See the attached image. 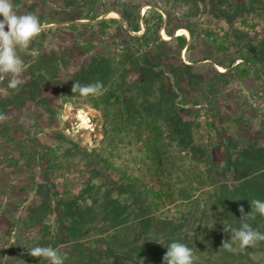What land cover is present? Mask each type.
Segmentation results:
<instances>
[{
	"label": "trees",
	"instance_id": "16d2710c",
	"mask_svg": "<svg viewBox=\"0 0 264 264\" xmlns=\"http://www.w3.org/2000/svg\"><path fill=\"white\" fill-rule=\"evenodd\" d=\"M78 1L66 0L69 7L77 5ZM15 3L19 4L18 1ZM19 5L15 8L18 14L32 13L42 23L46 21H44L46 15L48 23H57L61 20L58 12L52 11V7L47 5H43L41 9L37 2H33L27 10L20 9ZM119 12L128 27L124 25L122 18L113 19L118 21L114 32H111L108 18L98 19L99 14L90 15L86 11L64 12L67 21L71 22L70 27L77 29L78 34L84 36V39L70 44L71 47L66 48L65 54L61 56L56 48H51L46 53L39 52L29 64L30 78L17 89H10V96L0 99V112L5 113L10 106L24 103L28 96H31L33 103H37L38 107L44 108L53 103L52 98L42 95V84L55 81L59 75V66L69 63L68 57H72L76 51L87 54L89 58L80 62L72 78L63 82L62 92L67 97H79L91 103L103 112L111 127L119 129L121 133L135 139H142L148 135L147 142L154 144L150 155L152 163L147 167L149 179L147 176L133 178L125 173L118 189L115 190L118 196H114L115 192L109 184L104 186V191L97 185H87L77 195L65 190L56 204H53L52 199L60 194L61 187L51 180L46 187L43 186L44 192L43 190L39 192L40 206L23 214L25 222L30 225H42V239L48 246L59 249L61 246L65 247L61 249L67 253L65 264H139L141 260L143 264H163L162 257L167 251L165 245L173 241L184 243L193 250L194 264H261L260 260L252 258L250 252L260 247L264 248V242H259L255 248L250 247L239 253L227 252L221 248V244L224 239H230V234H226L219 227H224V220L233 227H239L240 206L243 205L248 212L251 211L250 199L264 200V135L261 137L258 133H251L249 135L252 136L241 140L226 136L228 130L236 133L242 125V120L223 121V116L218 111L214 112L212 120L208 121L214 132L202 133L200 114L197 115L193 123L196 145L199 148L208 146L212 151L210 153L212 157L205 160L211 172L209 180L213 179L210 181L211 184L218 183L219 177L225 175L231 168L234 169L238 181L231 184L220 183L217 191L211 194L214 213L217 215L215 218H207L206 221L199 220L196 217L201 205L198 197H193L192 192L187 194L186 190L174 188L170 173L176 162L167 149L168 142L165 143L167 113L176 115V108L180 107L178 102L180 95L175 92V88L180 84L178 81L186 77L187 86L195 84L193 72L196 67L193 64L182 63L177 72L170 68L173 64H161L162 60L173 55V52L166 50L162 44L168 45L176 40L178 44L183 45L186 43V37L177 35L172 41L161 40L157 31L154 38L148 18L145 19V31L141 35H134L132 31L137 33L142 29L140 21H135L124 11ZM159 19L162 20L161 15ZM172 19V15L169 14L167 28ZM185 27L191 36L195 35L190 24L186 23ZM50 29L46 28L33 39L30 44L31 50L40 46V42ZM107 38L110 39L109 43ZM130 40H140L141 43L137 45L134 42L135 46L133 44L129 46L127 42ZM65 41H68V38ZM99 47L105 48V52L97 51ZM261 50L260 66L245 57H242V61L235 66L234 59L223 65L233 70L239 78L250 74L252 69L264 79V47ZM131 73H135L134 79H130ZM218 74L225 78V82L230 81L226 72ZM75 81L81 84L101 81L104 85L103 94L87 98L73 94L72 85ZM217 83L216 86L220 84ZM51 112L53 119H56V111ZM19 128L20 124L17 122L4 124L1 128V137L8 144L23 147L29 159L25 160L21 148L17 147V157L5 160L12 166L17 164L31 166L32 161L39 160L44 154L41 148L38 150L36 138L29 139L27 146L22 144L24 141L17 140L14 134ZM132 139L134 138H130ZM62 140L58 146L62 149V154H58L57 149L50 148V155L47 156L53 162V170L63 166L61 157L67 159L79 155L88 161L91 168L95 167L93 177L99 176L104 170H109L111 164L108 163V158L96 152V149L90 151L84 149L81 152L66 135ZM196 154L199 161H204L199 152L195 151ZM228 164L231 166H226ZM199 170L191 177L190 191L198 188V181L203 184L208 181L209 175L200 168ZM112 172L108 171V177L114 176ZM6 177L3 173L0 176V193L9 189ZM151 184L154 186H150ZM178 197H181L183 202L186 201L187 207L183 214L179 218L162 217L159 213L161 206L166 200L176 202ZM88 199L92 200L91 204L87 202ZM148 200L152 204H149ZM47 215L56 217L55 231L45 223ZM263 219L264 217L257 216L252 221L253 226L259 229L261 227L259 223ZM209 229H214L215 233L202 237ZM45 243L39 239L31 247L45 246Z\"/></svg>",
	"mask_w": 264,
	"mask_h": 264
},
{
	"label": "rangeland",
	"instance_id": "374dc122",
	"mask_svg": "<svg viewBox=\"0 0 264 264\" xmlns=\"http://www.w3.org/2000/svg\"><path fill=\"white\" fill-rule=\"evenodd\" d=\"M16 1L20 5L16 4ZM33 2H37L41 9L43 5L52 7V11L58 12L61 20L57 23H48L46 15L43 24L46 26L45 29H51L40 42V46L32 50L29 46L25 52L20 53L24 62L21 77L24 82L30 78L29 64L39 52L46 53L49 49L56 48L61 56L65 54L66 48L71 47L70 44L84 39V36L78 34L77 29L70 27L71 22L67 21L64 12L86 11L90 15L99 14L98 19L108 18L111 32H114L118 21L113 19H121L119 11H124L141 23V31L131 32L134 35H141L145 31V19L148 18L154 38L157 31L161 40L172 41L177 35L186 37V43L183 45L178 44L175 39L168 45L162 44V47L172 51L173 55L162 60L161 64L171 63L173 66L170 68L177 72L182 63L193 64L196 67L193 72L195 84L187 86L186 77L178 81L180 84L175 88V92L180 95L178 100L180 107L176 108V115L167 113L165 143L168 142L167 149L176 162L171 169L170 177L176 190L183 189L187 194L192 192L193 197H198L201 205L196 217L199 220L215 218L217 213H214L211 194L217 191L222 182L231 184L238 181L234 169L231 168L225 175L219 177L218 183L211 184L210 181L213 179L209 180L211 172L205 160L212 157L210 154L212 151L208 146L197 147L193 123L200 114L201 132L213 133L214 130L208 125V121H211L212 114L218 111L223 116V121L242 120L240 129L236 133L228 130L226 136L241 140L252 136L249 135L251 133H258L261 137L264 135V79L252 69L250 74L239 78L233 70L223 65L234 59L235 66L242 61V57H245L260 66L261 49L264 47V0H83L70 7L66 0H12L14 9L19 5L22 10L24 8L27 10ZM169 14L173 19L167 28ZM160 15L162 20L159 19ZM122 20L128 27L126 21L123 18ZM186 23L192 26L194 36H191L185 27ZM42 37L43 35L40 38ZM66 38L68 41H65ZM109 42L110 39L107 38V43ZM134 42L137 45L141 43L140 40H130L127 44L135 46ZM99 50L105 52L106 49L99 47L97 51ZM204 57L207 60H199ZM87 58L89 55L76 51L72 57H68L69 63L59 66V75L55 81L42 84V95L52 98L53 103L44 108L38 107L37 103H33L31 96H28L24 103L10 106L4 113L7 116L6 121L0 122V176L2 173L7 176L9 188L8 191L0 193V264H47L40 258L29 256L25 251V247L33 246L36 240L40 239L44 243L46 241L42 239V225L28 224L23 214L40 206L39 192L51 180L61 187L60 194L52 199L53 204H56L65 190L77 195L87 185H97L104 191V186L109 184L115 192L114 196H118L115 190L118 189L125 173L133 178L142 176L148 178L147 167L152 163L150 155L151 148L154 147L153 143L147 142L148 135L142 139L125 135L119 129L111 127L103 112L91 103L83 98L67 97L62 92L63 82L70 80L80 62ZM220 72H226L230 81L225 82V78L218 74ZM135 76V73H131L130 79H134ZM7 82L6 76H0V99L11 94ZM216 82L220 84L217 83L216 86ZM51 110L56 111V119H53ZM80 110L89 117L90 127L80 126L78 116ZM16 122L20 124L19 130L14 134L17 140L24 141L22 144L27 146L29 139L36 138L38 150L41 148L44 154L39 160L32 159L34 161L31 166L27 164L12 166L5 160L17 157V147L21 148L24 159H29L23 147L13 146L2 140V126ZM65 135L72 139L74 146H78V151L96 149V152L102 153L111 164L109 170H104L99 176L93 177L95 167L91 168L81 155L67 159L61 157L63 166L53 170V162L48 159L50 148L57 149L58 154H62V149L58 146ZM195 151L199 152L204 161L197 159ZM199 168L209 175L208 181L204 184L198 181V188L190 191L191 177L200 171ZM108 171H113L115 177H108ZM180 198L178 197L174 203L166 200L160 208V215L164 218H179L187 207L186 201L183 202ZM144 201L147 202V199ZM87 202L91 204L92 200L88 199ZM148 203L152 204L150 200ZM44 221L52 231L56 230L57 219L54 215H47ZM259 224L261 225L259 230L264 232V219ZM214 233V229H209L202 237L212 236ZM44 245L48 246L47 243ZM64 248L61 246L62 250ZM250 254L264 264V248L260 247Z\"/></svg>",
	"mask_w": 264,
	"mask_h": 264
},
{
	"label": "clouds",
	"instance_id": "9594fccd",
	"mask_svg": "<svg viewBox=\"0 0 264 264\" xmlns=\"http://www.w3.org/2000/svg\"><path fill=\"white\" fill-rule=\"evenodd\" d=\"M45 27L32 13L18 14L12 0H0V76L8 78L9 89L15 90L24 83L21 78L24 62L20 53L29 48L33 39L39 36ZM103 88L101 81L88 84L75 81L72 85V93L84 98L97 97L103 94ZM6 119V114L0 112V122ZM249 204L251 211L246 212L243 205L239 208L241 213L239 227L223 222V231L230 234V239L226 238L222 241L223 250L239 253L250 247L255 248L259 242H264V232L252 224L257 216L264 217V200L253 198L249 200ZM159 243L163 244V242ZM165 247L167 251L162 257L163 264H194L193 250L186 244L173 241ZM25 251L29 256L40 258L47 264H65L67 259V253L50 246L25 247ZM252 258L256 259L254 256ZM139 264H143V261L141 260Z\"/></svg>",
	"mask_w": 264,
	"mask_h": 264
},
{
	"label": "bare ground",
	"instance_id": "6f19581e",
	"mask_svg": "<svg viewBox=\"0 0 264 264\" xmlns=\"http://www.w3.org/2000/svg\"><path fill=\"white\" fill-rule=\"evenodd\" d=\"M79 120L81 121L80 126L87 128L90 127V119L89 117L82 112L81 110L78 112Z\"/></svg>",
	"mask_w": 264,
	"mask_h": 264
}]
</instances>
